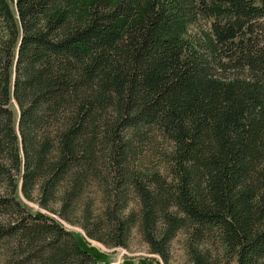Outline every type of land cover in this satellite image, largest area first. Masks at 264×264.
Returning <instances> with one entry per match:
<instances>
[{
	"label": "trees",
	"instance_id": "trees-1",
	"mask_svg": "<svg viewBox=\"0 0 264 264\" xmlns=\"http://www.w3.org/2000/svg\"><path fill=\"white\" fill-rule=\"evenodd\" d=\"M133 228L264 264V0H0V264H110L84 239Z\"/></svg>",
	"mask_w": 264,
	"mask_h": 264
},
{
	"label": "rangeland",
	"instance_id": "rangeland-1",
	"mask_svg": "<svg viewBox=\"0 0 264 264\" xmlns=\"http://www.w3.org/2000/svg\"><path fill=\"white\" fill-rule=\"evenodd\" d=\"M82 3H86L87 0H81ZM253 5L259 6L261 0H250ZM12 6V5H10ZM209 20L206 18H200L199 21H197V24L201 29L207 28V22ZM195 28H197L195 26ZM194 31V30H191ZM9 108L11 111L16 114V109L14 105L11 103L9 105ZM20 203L26 207V210L29 213H36L40 211V209L37 208V206L33 202H28L20 197L18 198ZM52 209H57L58 203H55L51 205ZM130 207H133L131 204ZM43 212V211H40ZM55 220L60 223L64 229L67 231L76 234V236L83 238L82 232L80 229L75 225H69L67 223H64L60 220H58L56 217L52 216ZM186 233L184 231H178L175 236L170 240L168 243V259L165 264H189V259L187 255V246H186ZM84 242L86 243V247L89 249L94 250L97 254V257L101 260H106L110 264H163L160 259L153 254H150L148 251L147 246L142 242L136 228H133L130 231L129 239L127 242V246L125 248L116 247V248H108L103 246L102 244L93 241L84 239ZM206 247L211 252V255L215 258V261H218V264L220 260L221 251L219 247L210 246L209 244L206 245ZM20 264V263H17ZM230 264H234V262H230Z\"/></svg>",
	"mask_w": 264,
	"mask_h": 264
}]
</instances>
